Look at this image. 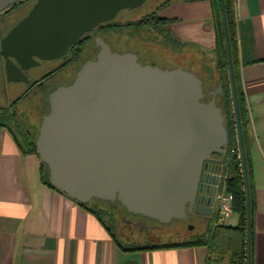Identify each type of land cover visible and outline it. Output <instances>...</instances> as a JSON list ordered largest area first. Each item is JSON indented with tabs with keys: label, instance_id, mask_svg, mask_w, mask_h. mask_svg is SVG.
<instances>
[{
	"label": "water",
	"instance_id": "obj_1",
	"mask_svg": "<svg viewBox=\"0 0 264 264\" xmlns=\"http://www.w3.org/2000/svg\"><path fill=\"white\" fill-rule=\"evenodd\" d=\"M15 1L0 0V11ZM144 1L34 0L0 38L5 79L26 82L21 70L37 65L36 59L61 57L83 32ZM220 6L230 80L225 90L219 85L209 91L210 100L201 101L202 81L192 72L141 65L135 54L110 52L101 43L96 58L85 61L68 85L48 93L34 146L48 183L69 198L116 200L129 213L166 223L187 213L211 217L234 154L228 146L236 143L252 264L246 149L224 0ZM223 92L226 115H234L229 127L215 101Z\"/></svg>",
	"mask_w": 264,
	"mask_h": 264
},
{
	"label": "crops",
	"instance_id": "obj_2",
	"mask_svg": "<svg viewBox=\"0 0 264 264\" xmlns=\"http://www.w3.org/2000/svg\"><path fill=\"white\" fill-rule=\"evenodd\" d=\"M233 2L255 200L254 264H264V0ZM157 15L167 21L162 29L180 43V50L196 53L203 70L215 69L207 54L217 59L219 26L209 0H170ZM43 170L37 154H23L0 126V264H204L207 245L119 238L101 209L81 206L45 184ZM231 217L237 223V216ZM132 240L135 245L129 244Z\"/></svg>",
	"mask_w": 264,
	"mask_h": 264
},
{
	"label": "trees",
	"instance_id": "obj_3",
	"mask_svg": "<svg viewBox=\"0 0 264 264\" xmlns=\"http://www.w3.org/2000/svg\"><path fill=\"white\" fill-rule=\"evenodd\" d=\"M187 1V0H186ZM212 5L213 16L219 26V46L217 50V59L215 63V69L207 66L203 75V87L208 86L213 88L217 84H221L223 87L229 85V67L227 60V52L225 48L224 29L222 23V13L220 0H209ZM170 0H160L155 2L151 10L143 13L136 19H128L119 21V31H129L126 35V39L130 41V47L132 50H125L124 52H131L138 56V54L147 55L152 47H158V41L164 47L167 48L169 55L177 61V63L184 62L182 59L192 61L194 59L193 54H187L181 48L180 43L171 39L168 34H165L162 26L167 22L165 19L159 18L157 13L159 10L169 4ZM225 12L227 18L228 33L231 45L232 61L235 73L237 96L239 103V112L241 117L242 129L244 134V144L246 149V161L247 172L249 180V189L251 197V249H252V264H254V234H255V200H254V188L252 182V172L249 160V146L246 132V120H245V105L243 99V93L239 84V73L237 69V48L235 42V20H234V2L233 0H224ZM126 10V9H123ZM122 11V10H121ZM119 33V40L123 36ZM161 50L162 46H159ZM172 47H176L180 52L175 53L172 51ZM174 49V48H173ZM122 53V52H120ZM180 54V55H179ZM183 56V58H181ZM201 101H206L203 99ZM46 110H48L47 102H45ZM0 126H4L11 134L17 147L23 154H37L34 146V141L37 135L38 124L30 123V125L24 124L14 119L13 115H3ZM40 119V118H39ZM8 122L12 123V127ZM232 126V124H230ZM228 150L233 151V156L223 170V174L226 175L224 179L225 187L227 191L232 194V208L233 214L238 218V221L234 225L219 224L217 219L210 220L207 226V230L201 236L181 241L172 246H192V245H207L208 254L205 258L204 264H247L246 247H247V230H246V189L244 178L241 176L239 168V159L236 157V143H232L228 146ZM44 170L41 174L43 182L52 187L48 183V171L43 164ZM54 188V187H52ZM97 200L99 199H91ZM81 206L87 207V203H79ZM92 209H96V205L91 206ZM98 211V209H96ZM100 212V211H99Z\"/></svg>",
	"mask_w": 264,
	"mask_h": 264
},
{
	"label": "flooded vegetation",
	"instance_id": "obj_4",
	"mask_svg": "<svg viewBox=\"0 0 264 264\" xmlns=\"http://www.w3.org/2000/svg\"><path fill=\"white\" fill-rule=\"evenodd\" d=\"M33 2L34 0H16L13 4L0 11V38L3 37L6 32L27 13ZM101 43L104 44L110 52L119 54V10L112 19L98 23L93 26L91 30L83 32L74 41V43L67 47L65 54H63L61 57L51 60H38L35 58L38 61L37 65H33L26 68L25 70H21L22 74L27 79L26 82L23 80L12 82L5 79L3 59L0 55V96L6 95L7 84L23 85L22 90L17 95H15L13 100L10 101L7 108L10 109V111L6 113L8 115L14 116L13 113L16 111H14L13 107L17 105L19 101H25V103L30 106L32 111L37 109L42 111L45 105V100L47 102L48 93L58 86L68 85L73 80L79 67L85 61L94 60L96 58L101 48ZM53 60L58 63L55 66L49 68L44 74H32V70L35 67L44 64V62ZM219 85L223 90L227 88V86L223 87L221 84H217L207 92H204L203 99H206V101L210 100L211 96L209 95V91L216 90ZM228 97L231 102L232 98L230 89ZM215 101L216 105L222 110L226 127H229V120L233 119L234 115L232 114L230 118L226 115L224 92L217 94ZM231 109L233 110L232 106ZM41 116L42 115H40V118ZM99 201L102 202V200ZM103 202H105L110 207L108 210L106 209V212L110 214V217L113 219L114 217L112 216V212L116 210V203H114L115 200L112 202ZM119 206L121 207V211L119 209V220L123 225L120 228L121 235L128 236L130 235V232H136V236L130 235L127 238H134L135 241L138 238L137 241L140 242L139 240L141 237H143L144 242H147V240H149L147 235L144 234L140 237L139 234L142 233V230H140L141 228L148 227L147 224H145L148 218L129 213L120 204ZM188 217L195 221L196 226H203L204 223H208L211 218L215 217V213H213L209 219H203L201 216L187 213L186 218ZM129 228H131L133 231L131 229L129 230Z\"/></svg>",
	"mask_w": 264,
	"mask_h": 264
},
{
	"label": "rangeland",
	"instance_id": "obj_5",
	"mask_svg": "<svg viewBox=\"0 0 264 264\" xmlns=\"http://www.w3.org/2000/svg\"><path fill=\"white\" fill-rule=\"evenodd\" d=\"M158 1L160 0H145L140 6L134 9H126V10L119 11V21L138 18L143 13L151 10L155 2H158ZM128 32L129 31H123V30L119 31V33H121L120 35L121 36L123 35L119 40V53L124 52L125 50H132L130 47V41L125 38ZM159 42L161 41H158L157 43L159 44V46H162L163 48L164 46ZM183 48L188 50L191 47L188 45H184ZM177 50L178 49L176 47H172V51L177 52ZM179 50L178 52H180ZM187 54H191V53L188 52ZM193 56H194V60L192 61H189V60L187 61V59L186 60L182 59L184 62L177 63V61L173 58V56L169 55L168 53L157 52L154 49H151L149 53H147V55L138 54L137 61L141 65H153L160 69H165V70H169L173 68H180L183 70H187L195 74L199 79L203 80L202 74H204L203 71L205 70L206 67L202 65L204 67V70L202 69L201 67L202 62L199 60L198 58L199 56L196 55V53L195 55L193 54ZM207 56L211 59L209 60L208 58L209 65L213 67L216 62L215 54L210 53V54H207ZM181 58H183V56ZM199 61L201 64L198 63ZM57 63L58 62H56L55 60L44 62V64H41L40 66L35 67L32 70V74L33 75L44 74L49 68H51L52 66H55ZM22 88H23L22 84H7L6 85V89H7L6 95L0 96V122L3 120L2 116L6 115V112L10 111V109H7L10 101L14 99L15 95H17L22 90ZM209 89H211V87L209 88L208 86H204V92H207ZM13 109L14 111H16L13 113L14 119L20 122H24L25 126L30 125V123L37 125L40 120L39 119L40 115H44L46 113L45 112L46 105H44V108L42 111H40L39 109L32 111L30 106L27 105L25 101H19L18 104L13 107ZM8 124H10V126L12 127L11 122H8ZM114 203H116L115 211H117L118 213L113 211L112 216L114 218L112 219L110 217V214L106 212V209L108 210L110 207L105 202L103 201L100 202L97 200H89L87 202L88 205L90 206L96 205L98 209H101V214H102L103 219L112 227V230L116 236H118L121 239L122 238L127 239V237L130 235L136 236V232H132L133 234L130 232L129 233L130 235L128 236L121 235L120 228L121 226H123L119 220V209L121 211V207L119 206V203L116 200ZM217 223L228 224V225L236 224V222L234 221L232 217L226 220H217ZM145 224H147L148 227L141 228L140 230H142V233H140L139 236L141 237L142 235L145 234L147 235L149 240H147V242H144L143 237H141V239L139 240L141 244L143 243L147 244L149 242L164 244V243H169V242L187 241L189 239H195L201 236L207 230V227L205 226L204 227H201L199 225L196 226L195 221L190 217L183 219V220L172 218L166 223H160L152 219H149V220L147 219ZM130 229L131 228H129V230ZM128 242L129 244L135 245L134 244L135 242L133 243V240L128 241Z\"/></svg>",
	"mask_w": 264,
	"mask_h": 264
},
{
	"label": "built area",
	"instance_id": "obj_6",
	"mask_svg": "<svg viewBox=\"0 0 264 264\" xmlns=\"http://www.w3.org/2000/svg\"><path fill=\"white\" fill-rule=\"evenodd\" d=\"M236 157L239 159V168L241 176H243V169H242V163L239 155V148L238 145H236ZM226 178L225 174H222L220 183L218 184V191L215 196V204H214V213L215 218L217 220H226L233 214V208H232V194H230L228 191L225 192V182L224 179Z\"/></svg>",
	"mask_w": 264,
	"mask_h": 264
}]
</instances>
